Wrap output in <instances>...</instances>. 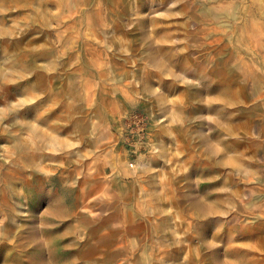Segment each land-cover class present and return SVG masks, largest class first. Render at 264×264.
<instances>
[{
  "label": "rangeland",
  "instance_id": "374dc122",
  "mask_svg": "<svg viewBox=\"0 0 264 264\" xmlns=\"http://www.w3.org/2000/svg\"><path fill=\"white\" fill-rule=\"evenodd\" d=\"M0 264H264V0H0Z\"/></svg>",
  "mask_w": 264,
  "mask_h": 264
}]
</instances>
